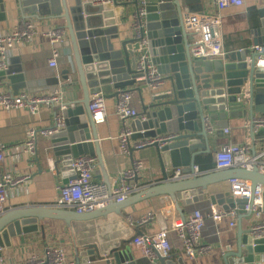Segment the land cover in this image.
Wrapping results in <instances>:
<instances>
[{
	"label": "water",
	"instance_id": "water-1",
	"mask_svg": "<svg viewBox=\"0 0 264 264\" xmlns=\"http://www.w3.org/2000/svg\"><path fill=\"white\" fill-rule=\"evenodd\" d=\"M211 1L146 0L143 4L138 0L127 3L119 0L115 6H94L84 0H15L24 18L32 17L42 24L64 22L61 29L67 32V46L73 56V68L66 72L64 80L69 83L66 88L74 87L81 92L78 101L66 100L64 105L52 107L49 129L59 128L60 131L41 142L38 140L45 143V147L38 149L44 159L49 160L47 151L59 152L52 154V158L57 167L68 172L72 170L73 158L95 159L94 178L101 181L112 196L113 187L123 178H112L107 171L97 123L89 110L90 97L103 95L111 101L129 92L137 95L143 109L139 118L130 123L132 136L127 152L133 155L153 149L160 177L156 185L125 203H111L90 215L40 206L2 218L0 250L9 248L11 239L16 236L44 233L41 225L44 221H59L66 225L75 264H149V259L134 246V242L144 236L138 229L131 240L122 241L102 255L92 247L78 246L73 224L107 219L110 215L122 216L127 207L160 196L170 197L185 219L187 210L208 197L213 207L237 212L236 244L222 255V264H263L264 238L253 235L252 221L243 228V218H252L244 212L246 203L234 201L230 192L211 195L209 188L243 180L250 182L252 188L262 187L264 196V175L257 168L197 173V157L211 155L213 130L207 128L211 120L209 114L221 111L239 118L244 117L248 109L251 120L256 115L264 118V56L250 51L222 58L211 56L208 61L206 56L210 51L201 42L200 34L184 25L186 16L202 15L204 5ZM7 4L0 0V23L6 20ZM259 18L258 28L252 31V43L255 48H264V9L259 11ZM135 21L138 26L132 28ZM199 48L202 54L196 55L193 50ZM142 56L149 59L162 78L156 89H152L147 80V65L144 69L139 66ZM24 81L21 69L2 72L0 92L8 91L16 97L18 90L24 89ZM53 83L60 86L58 79ZM28 87L31 85H26ZM149 143L154 144L138 148ZM61 146L65 147L64 152ZM178 171L187 179L174 181ZM135 181L138 184L140 178L137 176ZM262 209L264 212V201ZM172 260L171 256L158 255L154 264H173Z\"/></svg>",
	"mask_w": 264,
	"mask_h": 264
},
{
	"label": "crops",
	"instance_id": "crops-1",
	"mask_svg": "<svg viewBox=\"0 0 264 264\" xmlns=\"http://www.w3.org/2000/svg\"><path fill=\"white\" fill-rule=\"evenodd\" d=\"M5 1L8 3L6 6V20L0 23V38L9 35L24 21H33L37 24L32 17L27 16V18H24L25 15L22 14L20 8L17 9L15 0ZM127 2L128 0H123V3ZM214 2L215 0L206 2L203 14L211 15L214 11L217 12L213 19L219 24L221 44L209 50L207 60L210 61L211 56H221L222 58L225 55L232 56L236 53L248 54L250 51L254 53L252 31L258 28L259 11L264 9V0H245L242 6L227 7L225 9L213 7ZM207 7L210 8L209 13L206 12ZM126 16L127 14H123V17ZM38 25L42 31H47L61 29L64 22L52 21L48 24L39 22ZM67 45V43H64L53 46L37 36L33 39L30 47H20L9 56L7 71L21 69L25 76L24 89H19L16 97L39 98L53 94L58 88V92L63 97V102L66 100H79L80 90L74 89V87L66 88L69 83L64 80L66 72H70L73 68V56ZM55 50L59 53V62L58 67L52 69L49 67V59ZM55 79H58L59 87H56L53 83ZM20 84L21 82L15 86ZM28 84L31 85L30 88H26ZM3 94L10 93L8 91L0 93V95ZM130 107L141 114L143 105L137 95L132 96ZM209 115L211 120L207 124V128L210 127L213 130V133L210 134L212 156L229 141L234 143L246 142L255 154L264 152V129H253V120L249 118L248 109L246 115L239 118L234 117V114L231 113L225 115L221 111ZM52 117L51 107H43L37 115H31L27 110L22 109L7 112L0 108V145L7 148L4 162L0 165V179L6 174L29 177L25 188L8 192L7 207L1 219L14 213L32 211L40 206L55 209L60 196L57 188L64 184L70 176V172L57 167L55 160L52 158V154H58L59 152L47 151L49 160H45L43 153L40 150L38 151L39 148L45 147V143H39L42 138H38V153L35 156L24 153L21 149V145L28 141L31 131L52 127ZM257 119L264 118L256 115L255 120ZM97 129L107 171L112 178H123L127 171H134L133 163H140L139 173L134 175L133 180L128 184L139 190L136 195L148 190L152 185H156L159 181L160 171L155 151L147 149L130 155L122 149L120 136L123 128L115 113V100L107 101V118L103 123L97 125ZM226 129L231 131L230 136L224 134ZM60 148L64 152L65 147L61 146ZM202 156L204 155H199L197 160ZM197 173H199L198 168ZM137 176L140 178L138 184L135 181ZM226 192H230V182L209 188V194L211 195ZM213 208L209 203V198L206 197L203 202L186 212L187 218L196 212H199L205 218L201 230V240L202 244L209 248V253L204 256L197 255L194 259H190L184 253L182 243L175 235H171L168 240L171 245L170 256L173 257V264H178V261H181V264H222V255L227 249H234L237 239V219H227L215 223L210 217ZM149 212V201H146L127 207L122 211V216L110 215L107 219H99L84 224L74 223L77 244L80 248L92 247L105 255L122 241L131 240L136 236L137 229H131L128 226L127 219L140 221ZM254 220L255 217H252L251 220L243 218V228ZM232 222L236 224L234 228L230 226ZM41 225L44 227V233L40 231L12 238L11 246L0 250V264H25L30 257H44L48 249L56 246L63 247L69 259L74 260L66 225L59 221H44ZM157 228L156 224H151L138 228V231L143 235H152L157 232ZM148 261L149 264L155 263V261Z\"/></svg>",
	"mask_w": 264,
	"mask_h": 264
},
{
	"label": "built area",
	"instance_id": "built-area-1",
	"mask_svg": "<svg viewBox=\"0 0 264 264\" xmlns=\"http://www.w3.org/2000/svg\"><path fill=\"white\" fill-rule=\"evenodd\" d=\"M94 6H115L119 0H84ZM145 4L146 0H138ZM215 5L218 9L227 7H239L244 5L245 0H215ZM216 11L206 15H189L184 19V25L190 31H195L200 34L201 42L207 46L208 50L213 49L221 44L219 34V24L214 21ZM214 16V17H213ZM137 21L132 25L137 27ZM41 37L48 41L51 45H62L68 42V35L62 29H54L42 31L38 23L33 21H24L9 35L0 38V73L7 71V62L9 56L12 55L20 47H30L35 37ZM196 55L202 54V49L193 50ZM255 54L264 56V48H253ZM209 56V55H208ZM206 56V57H208ZM59 53L54 51L49 59V67L55 69L58 67ZM147 65V80L152 89H156L160 85L161 76L158 75L156 69L152 67L149 59L142 56L139 61V66L144 69ZM132 94L127 92L115 100V113L117 118L122 123V133L120 143L123 151L127 153L128 140L132 136L130 123L139 118L140 114L130 107ZM63 97L57 91L51 95H46L39 98L13 97L11 94L0 95V108L7 112L13 110H27L31 115H37L43 107H54L64 105ZM89 110L93 115L94 121L103 123L107 118V100L103 95H95L90 97ZM60 125V124H59ZM62 126V125H61ZM60 126V128H61ZM253 129H264V119L252 121ZM208 129H211L208 127ZM60 129L50 130L41 129L39 131H31L29 139L21 149L24 153L35 156L37 153L38 138H47L56 135ZM226 136H230L231 131H224ZM154 143L140 145L138 148H145ZM7 148L0 145V165L4 162L5 152ZM215 172L226 170H246L252 171L257 168L258 172L264 175V152L255 154L251 147L244 143H234L229 141L214 156ZM96 160L89 157H79L71 160L70 176L64 184H61L57 191L59 192V201L56 203V209L75 212L79 215H90L101 209L108 207L111 203L123 204L129 198L139 192L137 188H132L128 183L133 180L134 175H137L141 169L140 163H135L134 171L126 172L123 180L116 183L113 187V195L110 196L108 188L94 178L96 170ZM187 179L179 171L176 172L174 181H182ZM29 177L3 175L0 179V219L4 215L7 203L8 192L13 190H22L27 186ZM230 195L234 201L245 202L244 212L255 217L252 222V232L257 238H264V212H263V189L258 186L252 188L250 182L243 180H234L230 182ZM150 212L140 221L127 219L128 226L131 229L156 224L158 230L155 234L144 235L139 237L135 242V248L151 261H155L159 255L162 258H168L171 254V245L168 237L175 235L182 243L184 253L190 259H194L197 255L204 256L209 253V248L202 244L201 230L204 226L205 218L199 213H194L191 217L183 219L174 204L173 200L168 196H160L149 201ZM211 219L215 223L223 222L227 219L237 218L236 211L225 212L219 208L212 209ZM231 228L236 224L231 223ZM25 264H74L73 260L69 259L65 249L61 246L48 249L44 257L33 256Z\"/></svg>",
	"mask_w": 264,
	"mask_h": 264
},
{
	"label": "trees",
	"instance_id": "trees-1",
	"mask_svg": "<svg viewBox=\"0 0 264 264\" xmlns=\"http://www.w3.org/2000/svg\"><path fill=\"white\" fill-rule=\"evenodd\" d=\"M197 168L200 174L210 173L215 170L214 159L212 155H204L197 160Z\"/></svg>",
	"mask_w": 264,
	"mask_h": 264
},
{
	"label": "rangeland",
	"instance_id": "rangeland-1",
	"mask_svg": "<svg viewBox=\"0 0 264 264\" xmlns=\"http://www.w3.org/2000/svg\"><path fill=\"white\" fill-rule=\"evenodd\" d=\"M208 11H210V8H209V7H207V11H206V12L209 13ZM3 92H4V91H3ZM0 93H1V92H0Z\"/></svg>",
	"mask_w": 264,
	"mask_h": 264
},
{
	"label": "flooded vegetation",
	"instance_id": "flooded-vegetation-1",
	"mask_svg": "<svg viewBox=\"0 0 264 264\" xmlns=\"http://www.w3.org/2000/svg\"><path fill=\"white\" fill-rule=\"evenodd\" d=\"M206 59H207V57H206ZM141 145H145V144H141ZM139 147V146H138Z\"/></svg>",
	"mask_w": 264,
	"mask_h": 264
},
{
	"label": "bare ground",
	"instance_id": "bare-ground-1",
	"mask_svg": "<svg viewBox=\"0 0 264 264\" xmlns=\"http://www.w3.org/2000/svg\"><path fill=\"white\" fill-rule=\"evenodd\" d=\"M75 264V263H74Z\"/></svg>",
	"mask_w": 264,
	"mask_h": 264
}]
</instances>
